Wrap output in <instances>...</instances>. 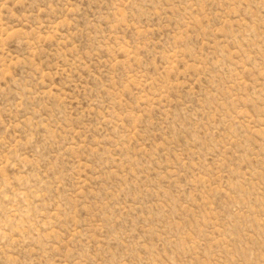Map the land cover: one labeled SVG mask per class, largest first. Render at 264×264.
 <instances>
[{
	"label": "rangeland",
	"instance_id": "rangeland-1",
	"mask_svg": "<svg viewBox=\"0 0 264 264\" xmlns=\"http://www.w3.org/2000/svg\"><path fill=\"white\" fill-rule=\"evenodd\" d=\"M0 264H264V0H0Z\"/></svg>",
	"mask_w": 264,
	"mask_h": 264
}]
</instances>
